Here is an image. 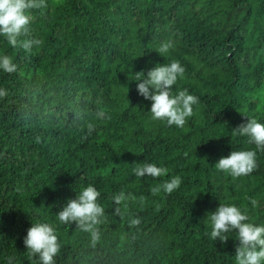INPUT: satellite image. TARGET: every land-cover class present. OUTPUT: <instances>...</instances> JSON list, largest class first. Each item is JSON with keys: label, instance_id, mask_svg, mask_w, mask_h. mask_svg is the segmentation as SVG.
Returning a JSON list of instances; mask_svg holds the SVG:
<instances>
[{"label": "trees", "instance_id": "1", "mask_svg": "<svg viewBox=\"0 0 264 264\" xmlns=\"http://www.w3.org/2000/svg\"><path fill=\"white\" fill-rule=\"evenodd\" d=\"M31 15L41 45L0 36L17 66L0 69V264H40L23 243L32 222L54 226L56 264H236L237 234L214 241L209 212L235 204L264 224V151L233 133L247 116L264 123V0H44ZM164 41L174 47L163 57ZM173 59L185 68L173 91L199 100L182 128L153 120L133 80ZM232 150L256 151L258 167L218 170ZM144 162L167 175L136 177ZM173 176L178 189L152 193ZM90 184L104 208L95 240L57 215ZM121 190L135 200L116 205Z\"/></svg>", "mask_w": 264, "mask_h": 264}, {"label": "clouds", "instance_id": "2", "mask_svg": "<svg viewBox=\"0 0 264 264\" xmlns=\"http://www.w3.org/2000/svg\"><path fill=\"white\" fill-rule=\"evenodd\" d=\"M44 5V0H0V36H3L13 48L23 49L26 52L32 50L33 45H41L42 41L30 36V26L33 19L31 11ZM174 47L172 41L161 42L155 49L161 56ZM17 66L8 55L0 54V69L6 73H13ZM185 68L181 63L173 59L170 63H156L147 70L134 73V81L137 82V93L146 100L151 101L150 112L153 120L166 121L168 126L184 127L188 118L194 115V105H197L198 97L190 94L188 89L173 91L178 78H183ZM5 93L0 90V96ZM100 119L106 118L105 112L96 113ZM95 124L87 125V135L95 130ZM233 133L248 138L249 144H255V148L264 151V123L254 117L247 116L244 123L233 128ZM218 170H222L232 177H241L251 174L257 167L256 151L232 150L227 156H221L215 163ZM136 177L150 176L159 178L167 175L168 170L158 167L155 163H139L133 169ZM182 180L179 176H173L170 180L151 188L155 195L163 190L167 194L179 188ZM101 193L94 185L84 187L76 194L75 198H69L65 205L58 211V220L63 224L75 222L83 231L90 232L93 239L98 238L95 228L101 223L104 208L98 203ZM116 205L135 200V197L124 191L114 193L112 196ZM253 206L257 205L255 199H251ZM119 214L120 207L116 208ZM211 223V238L221 243L227 242L228 233L235 232L239 243L235 249L236 264H264V224L249 222L247 209L242 210L235 204L219 203L213 212H209ZM133 225L140 223L139 218L131 221ZM29 257H38L40 264H56L55 257L60 251L58 237L53 225L47 222H36L27 229L23 238ZM8 264H12L14 257L9 256Z\"/></svg>", "mask_w": 264, "mask_h": 264}]
</instances>
